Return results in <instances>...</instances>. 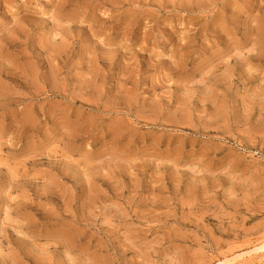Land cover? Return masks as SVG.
<instances>
[{
  "label": "rangeland",
  "instance_id": "374dc122",
  "mask_svg": "<svg viewBox=\"0 0 264 264\" xmlns=\"http://www.w3.org/2000/svg\"><path fill=\"white\" fill-rule=\"evenodd\" d=\"M264 0H0V264H264Z\"/></svg>",
  "mask_w": 264,
  "mask_h": 264
},
{
  "label": "bare ground",
  "instance_id": "6f19581e",
  "mask_svg": "<svg viewBox=\"0 0 264 264\" xmlns=\"http://www.w3.org/2000/svg\"><path fill=\"white\" fill-rule=\"evenodd\" d=\"M263 248H264V246H263Z\"/></svg>",
  "mask_w": 264,
  "mask_h": 264
}]
</instances>
